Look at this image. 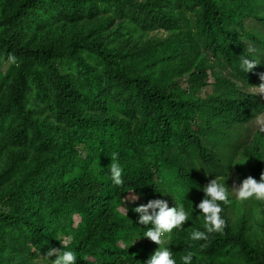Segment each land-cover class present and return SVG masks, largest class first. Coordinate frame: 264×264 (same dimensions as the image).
Returning <instances> with one entry per match:
<instances>
[{
	"label": "trees",
	"instance_id": "16d2710c",
	"mask_svg": "<svg viewBox=\"0 0 264 264\" xmlns=\"http://www.w3.org/2000/svg\"><path fill=\"white\" fill-rule=\"evenodd\" d=\"M186 8L194 31L180 26ZM263 8L264 0H17L1 8L0 146L21 154L0 173V184L16 178L0 194V264H41L34 259L61 246L59 231L72 235L75 264H144L154 243L119 245L132 225L115 204L132 189L142 203L164 199L155 181L163 169L195 190L194 159L215 165L203 138L264 110L248 89L264 83L263 68L238 67L240 56L255 59L248 40L263 41L256 35L264 33ZM46 17L70 32L40 35ZM158 28L170 35L132 42V30ZM113 152L119 187L107 173ZM262 170L250 165L240 179L259 180ZM222 207V232L203 241L184 232L167 243L177 264L189 244L193 264H223L234 245L240 264H264V243L232 232ZM71 212L81 217L77 227L66 223Z\"/></svg>",
	"mask_w": 264,
	"mask_h": 264
},
{
	"label": "rangeland",
	"instance_id": "374dc122",
	"mask_svg": "<svg viewBox=\"0 0 264 264\" xmlns=\"http://www.w3.org/2000/svg\"><path fill=\"white\" fill-rule=\"evenodd\" d=\"M16 1L17 0H0V10L1 8L9 9L11 6L15 5ZM181 16L183 17L180 25L182 29H191L194 31V10L186 8L182 10ZM45 22L46 24L43 25L39 34L47 36L48 39H53L60 35H66L67 32H70L71 30L69 27H72L71 25H66L61 20H56L51 17H46ZM122 31L123 30H120L119 32L124 35ZM130 34L135 36L131 38L133 40L132 42L138 44H142L154 38H164L170 35L169 32L161 28L148 30L144 35H141L137 30H132V33ZM256 35L259 38H262L263 41H248L249 45H252L255 49V52L253 53L255 59L258 60V63L264 70V33H257ZM111 37L115 38V34H112ZM185 80L186 76L184 75L178 79V82L183 86L186 83ZM211 83H213V78L209 75L207 85L203 86L198 92L201 97L211 89ZM248 89L250 92L257 94L259 98L264 101V83H250ZM35 114L41 117L39 111ZM258 119L264 121V110L246 124L222 127L203 138V143L213 155L215 165L208 166L207 164L202 163L200 159H194L195 167H189L188 169L192 176L197 180L195 190L191 192L187 191L186 194H184L187 189L181 183L179 178L174 177L166 169L156 173L155 181L160 186L163 195L166 192L168 193L163 197L168 201L169 206H172L176 200H179L184 204L186 209L191 207V202L193 207H195V203L203 196V193L198 190L199 187L206 184L207 181L212 178H227L225 180L226 186L232 187L234 183L237 185L239 184V181L241 180L240 178L246 173L250 165H260L264 169V161H261L264 160V133L258 131ZM20 154V147L4 142L2 147L0 146V173H2L6 166L10 164L12 157L18 156V160H20ZM29 154L31 157L33 156V153ZM15 179L16 178H12L8 183L0 184V194L4 193L7 190L8 185L13 184ZM129 191H127L123 198L115 204L118 214H121L123 217H128L131 221L130 225H132L131 228L126 230L125 237L119 241V245H131L139 248L145 242L146 238L139 237L142 236L144 227L137 224V214L132 211V208L142 204L143 199L138 194V199L135 201H127L124 198L130 195V193H128ZM122 204L127 208L125 216L123 214L124 209L121 207ZM225 211L229 218L232 232L238 233L239 231H244V235L252 242H259L260 244L264 243V202L251 198L246 201H237L234 197H230V201L227 204ZM80 218L81 217L77 212H71L67 217L66 223H70V226L72 227H77ZM199 227L202 228V217L198 212H192L190 213L188 221L185 222V225L179 232L175 229L173 230L174 235H171L168 238V242L176 239V237L184 232L190 233L193 229H199ZM58 235L60 238L65 236L60 231L58 232ZM68 235L72 236L71 234ZM154 247L156 248L157 245L154 244ZM57 248L61 249V246H57ZM48 259L51 260V257H48ZM49 260H45L43 254L34 259V261L41 264H49ZM240 263L241 258L239 249L237 245H234L231 248V253L225 257L223 264Z\"/></svg>",
	"mask_w": 264,
	"mask_h": 264
},
{
	"label": "clouds",
	"instance_id": "9594fccd",
	"mask_svg": "<svg viewBox=\"0 0 264 264\" xmlns=\"http://www.w3.org/2000/svg\"><path fill=\"white\" fill-rule=\"evenodd\" d=\"M247 51L252 54L255 52V49L252 45H249ZM7 59L10 64L15 61V57L12 55H9ZM257 64L258 62L256 59L249 58L248 56H240L238 67L241 72L247 73ZM262 76H264V74H262L261 77ZM257 124L258 131L264 133V121L258 119ZM117 155L118 154L115 152L112 153L111 164L107 167V173L109 174L112 184L119 187L122 185L123 180L122 168L116 159ZM226 179L212 178L208 180L206 184L200 186L198 190L203 193V196L195 203V207H193L191 202V207L186 209L184 204L179 200H176L172 206H169L167 200L163 198H154L148 199L146 203L139 204L132 208V211L137 214V224L145 228L142 236L139 237H145L157 245L154 251L144 261V264H177V260L173 258L170 247L167 246L168 238L174 235V229L177 232L181 230L185 222L188 221L190 213L198 212L200 214L202 217V230L193 229L189 233V239L190 241H203L207 240L208 234L223 231L225 221L221 216L223 211L222 205L228 204L230 197H234L237 201H246L251 198L264 202V170L260 172L259 180L254 179L252 176H247L241 179L238 185L234 183L232 187L226 186ZM188 190L189 189L185 190L184 194H186ZM128 193H130V195L124 198L127 201L132 202L138 199V194L134 189L130 190ZM165 194L168 193L166 192ZM164 195H161V197ZM121 207L124 209L123 214L125 216L127 208L123 206V204ZM70 240V235H65L58 239L57 241H59L62 246V250L49 247L44 253L43 258L49 260L48 257L55 254V258L49 260L50 264H75L77 256L73 250L67 248ZM188 247L189 251L179 257L180 264H193L194 254L190 250L191 244H189ZM200 247H203V245H200Z\"/></svg>",
	"mask_w": 264,
	"mask_h": 264
}]
</instances>
